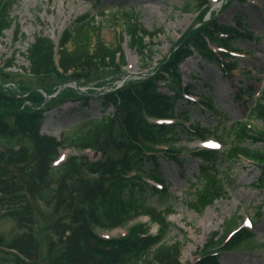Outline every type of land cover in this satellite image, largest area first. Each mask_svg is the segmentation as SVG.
I'll return each instance as SVG.
<instances>
[{"label":"trees","instance_id":"1","mask_svg":"<svg viewBox=\"0 0 264 264\" xmlns=\"http://www.w3.org/2000/svg\"><path fill=\"white\" fill-rule=\"evenodd\" d=\"M17 1L0 0V37L14 23L10 12ZM186 1L183 11H201L198 21L201 25L182 35L175 49L156 65L154 71H157L151 77L129 79L118 90L98 94L96 100L103 110L111 106L109 115L98 119L82 117L78 125L81 129L66 134L61 140L39 133L43 112L64 97L87 98L88 93L80 94L64 87L56 96L47 98L43 92L52 96L66 81L85 85L107 70H112V79L117 80L123 75L121 66L125 65L122 48L104 44L98 37L102 27L94 26L90 14H85L61 34L55 51L48 37L34 36L26 51L27 68L11 71L9 69L16 65L14 57L0 60V221L8 218L21 230L10 238L0 234V249L5 250L0 252L10 256L9 260L2 258L0 264H43L39 260L41 243L33 232L36 223L33 202L36 200L51 207L56 216L46 228L56 238L55 241L48 240L46 264H182L183 243L166 241L173 228L164 215L168 211L166 206L156 210L136 195L147 191L164 198L168 194L167 188L153 189L141 184L138 177L146 172L163 182L157 171L153 144L181 137L203 138V129L197 122L187 128L183 122L166 126L149 120L174 116L173 107L181 92L187 90V86L182 87L177 63L191 53V49L204 62L219 63L227 72L233 63H223L228 54L213 52L209 45L230 48L236 37L250 36L215 19L202 23L210 0ZM234 17L240 26L239 14ZM122 19V32L130 37V46L136 49L145 65L149 64L153 40L162 30L147 31L132 13L126 12ZM17 28L15 25V35ZM218 33L226 38H220ZM146 38L151 43L147 44ZM158 79L164 80L169 91L156 89ZM30 82L37 87L29 86ZM103 82L101 79L95 86L103 87L106 84ZM9 83L15 88L4 86ZM261 96L260 105L253 114L262 120L264 90ZM198 104L199 112L208 110L217 114L219 111L214 98L209 96ZM189 114L190 111L185 110L180 115L185 121L190 118ZM230 130L229 134L220 131L218 135L227 142L224 154L212 150L194 153L211 166L205 168L204 177H199L201 191L196 196L197 202H187L192 209L199 211L198 203L202 207L222 197L221 180L215 165L224 157L237 161L239 156H244L256 162L261 173L259 183L264 184V131L255 133L242 121H235ZM249 140L260 141L262 146L251 149L244 145ZM66 148H89L97 151L100 159L91 161L80 154L69 156L54 167L52 164L60 150ZM167 155L178 161L177 156ZM141 215H147L158 225L156 235L147 233V226L139 222L129 226L123 237L101 238L96 233L97 229L114 228ZM249 234L246 229L235 231L224 241L222 249L235 248ZM209 247L211 241L208 240L197 251L202 259L192 264H220L215 255L202 252Z\"/></svg>","mask_w":264,"mask_h":264},{"label":"rangeland","instance_id":"2","mask_svg":"<svg viewBox=\"0 0 264 264\" xmlns=\"http://www.w3.org/2000/svg\"><path fill=\"white\" fill-rule=\"evenodd\" d=\"M186 0H18L12 5L10 16L14 20L13 25L6 29L0 37V60L15 59L16 68L28 67L26 61L27 48L33 42L34 36L43 35L52 40L56 45L58 38L64 30L71 29L75 22L85 13L90 14L94 26L102 27L98 37L106 45H119L125 59V65L121 66L123 74H130L134 78L153 70V68L166 58L168 54L179 44V38L187 30L190 31L200 24L201 11L185 12L183 7ZM242 10V25L239 31L249 33L250 36L235 38L229 51L233 54L235 66L228 71L227 76L221 74V66L204 63L198 56L186 57L178 63L183 83L195 85L193 99H199L201 95H209L219 105V114L190 115L199 122V127L215 128L230 131L231 123L236 119L250 117V109L259 101V94L264 87V0H232L228 1L223 11L214 10L213 18L220 24L231 23L236 11ZM132 13L138 17V22L147 31L161 29L154 38L151 62L147 65L139 57L136 49L130 46L131 39L123 32V19L125 13ZM208 19L206 14L202 23ZM15 25H18L15 35ZM148 44L151 40L146 38ZM151 43V42H150ZM112 70L96 77L95 80L78 85V83L65 82L64 87L82 94L88 93L87 99L65 98L56 101L43 113V121L40 125V133L58 139H64L66 134L80 130L79 124L82 117L99 118L109 115L111 107L103 110V106L96 100L97 92L112 89L115 81L112 79ZM103 79L106 83L103 88L95 86L96 82ZM203 84V86H202ZM29 86L37 87L30 82ZM62 86V87H63ZM158 90L166 91L164 82L157 80ZM64 89V88H63ZM239 89H241L239 91ZM239 91V93H236ZM86 99V100H84ZM186 102L179 109L186 107ZM189 110L192 106H188ZM222 115V118L220 117ZM221 118V119H220ZM193 122V121H192ZM187 122L186 124H188ZM250 125L255 129L264 131V120H251ZM220 128V129H219ZM209 139L211 136H208ZM159 148L169 146L177 151L179 162L172 163L166 158H159L157 171L162 174L165 185L168 188L167 197L160 198L147 191L140 192L138 199L156 210H161L163 205L169 209L168 219L173 228L167 236V243L182 242L180 262L191 264L199 254L207 240L212 239V246L203 251H213L217 254V262L220 264H264V184L259 183L260 173L255 162L241 158L232 161L224 158L217 162L219 176L225 177L223 186L224 195L214 199L208 205L200 207L199 211L187 205L197 202L195 190H199L200 183L196 182L201 174L200 160L193 156L192 151L203 147V143L197 139L155 144ZM248 147L260 148L259 141H247ZM219 152L224 151L220 145ZM71 153V152H70ZM75 153H81L79 150ZM71 153V154H72ZM87 159L98 160L99 154L95 151L85 153ZM154 182V181H153ZM157 183V182H154ZM196 200V201H195ZM35 207L36 223L33 232L41 243V263L46 264L48 252V240L56 238L47 230L48 223L54 221L56 216L52 214V208L43 205L39 201L33 202ZM258 212L257 214H255ZM147 218L140 217L139 221L146 222ZM254 221L250 226L251 240L239 243L231 250H219L217 243L224 239L228 231L246 226V221ZM228 224V225H227ZM127 227L124 225V228ZM124 228H116L113 231H99L106 237H114L123 233ZM21 232L12 220L5 218L0 221V234L6 238L12 237L15 232ZM156 226L149 227L150 233H156ZM2 258L9 260L10 256L0 252Z\"/></svg>","mask_w":264,"mask_h":264}]
</instances>
